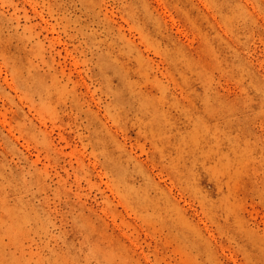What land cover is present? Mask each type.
<instances>
[{
    "label": "rangeland",
    "instance_id": "rangeland-1",
    "mask_svg": "<svg viewBox=\"0 0 264 264\" xmlns=\"http://www.w3.org/2000/svg\"><path fill=\"white\" fill-rule=\"evenodd\" d=\"M0 264H264V0H0Z\"/></svg>",
    "mask_w": 264,
    "mask_h": 264
}]
</instances>
